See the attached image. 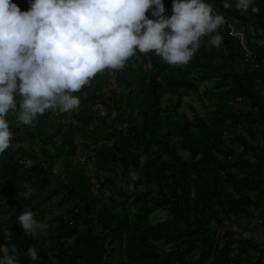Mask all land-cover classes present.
Returning <instances> with one entry per match:
<instances>
[{
    "label": "trees",
    "instance_id": "1",
    "mask_svg": "<svg viewBox=\"0 0 264 264\" xmlns=\"http://www.w3.org/2000/svg\"><path fill=\"white\" fill-rule=\"evenodd\" d=\"M28 1L12 0L21 11ZM208 1L245 29L254 60L223 24L219 48L208 45L212 34L201 37L187 65L137 49L122 69L72 93L81 103L70 112L49 109L24 125L17 95L6 117L12 143L0 153V259L15 246L19 264H264V0H251L247 12L237 0ZM204 83L217 102L205 117L189 106L190 119L183 99ZM79 144L116 209L75 163ZM23 209L49 225L47 235L24 234ZM158 212L166 218L155 221Z\"/></svg>",
    "mask_w": 264,
    "mask_h": 264
},
{
    "label": "clouds",
    "instance_id": "2",
    "mask_svg": "<svg viewBox=\"0 0 264 264\" xmlns=\"http://www.w3.org/2000/svg\"><path fill=\"white\" fill-rule=\"evenodd\" d=\"M206 1L173 0L168 13L171 0L168 6L163 0H34L28 11L12 0H0V153L12 143L6 117L16 110L17 95L19 120L31 125L49 109L78 108L80 99L72 93L105 69H122L137 49L155 52L169 65H187L201 37L212 34L207 43L219 48L223 37L217 29L226 16ZM250 3L237 0L236 8L247 12ZM223 6L232 7L227 2ZM213 10L222 16H214ZM130 177L139 179L135 172ZM17 221L24 234H35L40 227L27 209ZM11 252L0 264H19L15 246ZM26 255L35 261L38 249L30 247Z\"/></svg>",
    "mask_w": 264,
    "mask_h": 264
},
{
    "label": "rangeland",
    "instance_id": "3",
    "mask_svg": "<svg viewBox=\"0 0 264 264\" xmlns=\"http://www.w3.org/2000/svg\"><path fill=\"white\" fill-rule=\"evenodd\" d=\"M229 18H231V17H229ZM113 85H115V82L111 78L110 79V83L108 84V88H112ZM210 85H211L210 83H204V84H202L200 90H194L188 96H185L184 99H183V106L181 108V112L184 113V114H187L189 116V118L191 119L192 116H193V113L190 110V107L189 106H193V108H195L202 117H205L204 115L206 114V112L208 110H210V108L212 107V105L213 104H216V102H217L216 100H213L212 101L204 93L205 92V89L206 88H209ZM235 107H236V109H239V108H243V105L237 103V104H235ZM113 116H116V113H113ZM68 120H69V117H67L64 121L67 122ZM80 140H81V137L80 136H77V141L81 143ZM24 146L26 147V145H24ZM16 147L17 148L20 147V144L18 143L16 145ZM78 150H79L80 153H79L78 157L75 159V163L80 162L82 164H85L86 167L89 168V170H90L89 171L90 172V176L92 178V183L96 187L95 188V192L100 197L103 196L105 202L108 203V204H110V206L112 208H115L116 209L117 203H111L110 202V200H109V192H107V191H103L102 192V189L100 188L99 183H97L98 178L96 177V174L97 173L100 174L101 171L98 170V169L96 170L93 167V162L94 161H89L88 159H86L87 151L80 144L78 145ZM65 209H66V207H63L61 209L56 210V212H59L61 210H65ZM166 216H167V213L166 212H158L157 214L154 215L153 218H154L155 221H162L164 218H166ZM224 224L225 225L229 224V221H225ZM39 225H40L39 228L43 231V233H45L47 235L48 234V229L47 228L49 227V225L48 224H45V223H41ZM214 227H215V230H216L217 229L216 225H214ZM246 236L248 237V234ZM3 252H4L5 255H8V251H7V249L5 247H3Z\"/></svg>",
    "mask_w": 264,
    "mask_h": 264
},
{
    "label": "built area",
    "instance_id": "4",
    "mask_svg": "<svg viewBox=\"0 0 264 264\" xmlns=\"http://www.w3.org/2000/svg\"><path fill=\"white\" fill-rule=\"evenodd\" d=\"M32 2H34V0H31V1L29 0L28 2H26L25 7H28L30 5V3H32ZM205 2L207 3L206 0H205ZM172 11H173V0H171V6L168 8H165V12L171 13ZM212 14L214 16L215 15H221L214 10H213ZM224 18H225L224 24H226L228 26V28L230 29L231 36L240 38L241 44L245 48V51L248 54V59L254 60L253 53L250 51V49L248 47H246V42L248 40V36H247L245 29L244 28H238L235 25L236 24L235 22H233L232 20H230L226 17H224ZM108 113H109V110L105 106H102V105L98 106L96 108V112H95L97 118H104L108 115Z\"/></svg>",
    "mask_w": 264,
    "mask_h": 264
},
{
    "label": "water",
    "instance_id": "5",
    "mask_svg": "<svg viewBox=\"0 0 264 264\" xmlns=\"http://www.w3.org/2000/svg\"><path fill=\"white\" fill-rule=\"evenodd\" d=\"M221 230L218 231V235L220 234Z\"/></svg>",
    "mask_w": 264,
    "mask_h": 264
}]
</instances>
